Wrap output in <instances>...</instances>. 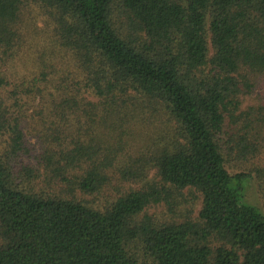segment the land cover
Listing matches in <instances>:
<instances>
[{"label": "trees", "instance_id": "obj_1", "mask_svg": "<svg viewBox=\"0 0 264 264\" xmlns=\"http://www.w3.org/2000/svg\"><path fill=\"white\" fill-rule=\"evenodd\" d=\"M262 86L264 0H0V264H264Z\"/></svg>", "mask_w": 264, "mask_h": 264}, {"label": "rangeland", "instance_id": "obj_2", "mask_svg": "<svg viewBox=\"0 0 264 264\" xmlns=\"http://www.w3.org/2000/svg\"><path fill=\"white\" fill-rule=\"evenodd\" d=\"M20 67L22 68V65H20ZM262 96H264V86L256 89L252 96L247 97V99H245L244 104L245 105L254 104V103H256L257 99L259 97H262ZM32 142H34V141L32 140ZM252 165L256 166V167L262 166L264 168V149L254 159V162ZM259 181L264 183V176L262 179L260 178ZM112 191L114 192L115 190H111V188H110L109 194H112ZM181 197L182 198L180 200H178L179 204H177L178 205L177 211H181L183 214H185L187 211L189 212V210L192 208V206H191L192 204L195 205L196 200H194V197L191 195V192H189V191H184V194ZM88 199L91 201L97 200V198H88ZM248 199H250V201H252V203L256 204L257 206H259L260 208H262L264 210V194H262V195L259 194V187L257 184H255V182H254V185L252 184L249 188ZM198 209H199V207L197 205L195 207V212H193V216L196 214ZM149 212L153 213V214L156 213V215H159L160 217L171 216V213L167 207H165L164 209L162 207L154 208V210L152 209Z\"/></svg>", "mask_w": 264, "mask_h": 264}]
</instances>
